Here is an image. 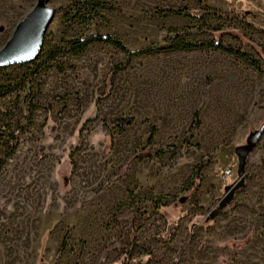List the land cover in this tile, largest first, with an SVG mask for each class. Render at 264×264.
<instances>
[{
    "label": "rangeland",
    "instance_id": "374dc122",
    "mask_svg": "<svg viewBox=\"0 0 264 264\" xmlns=\"http://www.w3.org/2000/svg\"><path fill=\"white\" fill-rule=\"evenodd\" d=\"M36 1L0 0V48ZM84 1L48 0L43 53L0 68V158L9 134L27 130L0 168V264H264V135L243 187L210 218L238 179L235 147L264 122V62L260 72L216 48L135 57L108 43L69 50L89 33L145 50L170 46L174 33L208 43L220 29L225 45L261 60L264 0H89L66 17ZM184 8L201 18L157 13ZM195 111L200 126L189 133ZM122 117L134 121L119 132L112 123ZM169 145L182 155L176 165L168 153L147 157ZM132 153L140 158L124 165ZM198 163L202 178L190 187Z\"/></svg>",
    "mask_w": 264,
    "mask_h": 264
},
{
    "label": "trees",
    "instance_id": "16d2710c",
    "mask_svg": "<svg viewBox=\"0 0 264 264\" xmlns=\"http://www.w3.org/2000/svg\"><path fill=\"white\" fill-rule=\"evenodd\" d=\"M89 0H85L84 2H78L75 4V8L73 12H67L65 15L66 17L69 18H73L74 16H76L77 14H79L81 12L82 7H84ZM94 1V0H93ZM102 4H100L99 1H95L93 3L92 9L95 12V15H100L98 10L101 9ZM158 14L163 15V16H173V15H185L188 16L190 18H201L200 16H198L196 14V12L191 11L187 8L184 9H166V10H158L157 11ZM212 35V41L208 42V43H204V42H186L183 41L181 38L184 35H190L193 34V32H187L185 34H180V33H174V36H172V43L170 44V46L166 47V48H149V49H145V50H132L130 48H128L125 44H123L120 40L112 37V36H103L99 33H89L85 36H81L77 39L72 40L69 43V50L74 51V54L79 55L82 54L86 47L89 45V43L91 42H98V43H108L113 45L114 47L120 49L126 56L128 57H135V56H139V55H143V54H150V53H154V52H162L165 50H194V49H200V48H216L218 50H222L227 54L233 55L237 58H239L240 60L250 64L251 66H253L256 70L262 72L263 71V65L261 64L260 61L264 62V54L260 53V58L261 60H256L254 59L251 55H249L248 53L242 51L241 49H236L230 46H227L223 43L222 39L224 35L229 34V32H221L220 29H216L215 31H211L210 32ZM46 47V44H43ZM43 50H40V54H42ZM53 56V55H52ZM49 59H52V57H49ZM25 64H29V63H25ZM22 64V65H25ZM126 67V64H116L114 65V67L110 70V74H109V79L110 82L108 84V88H111L112 86V79L113 76L123 70ZM209 82L206 81L203 87V93L206 92V89L208 87ZM29 106V114L24 116L25 119L30 120L31 116V111L38 106H41L40 104L36 103V104H28ZM134 119L133 117H122L119 119H116L113 123H112V127L118 129L119 132L124 131L127 127H129L130 125H132ZM200 126V119H199V113L198 111L194 112L193 115V119L192 122L189 126L188 132L192 133L197 127ZM102 129L104 131L108 132V128L107 125L104 124L102 126ZM26 127L22 126V125H18L8 136L9 141H8V146L4 151L3 154V158H0V168L2 167V165L5 163L6 159L10 158L14 153L15 150L17 148L18 145V138L17 135L21 134V133H25ZM156 134V129L154 127H152L149 137L147 138L146 141V147L145 149H149L150 151L153 150L154 148V136ZM183 145H185L188 149H198L199 148V144H192L187 138L184 139ZM170 154V160L172 162V165H176L180 160H181V153L180 151H178V148L174 145H169L164 149H159L155 152H153L152 154H148L147 157H149V159L151 161H155V162H159L161 161L162 157L166 154ZM134 158H140V154L138 153H132V155L125 161L124 165L128 164L131 159ZM73 162V161H72ZM204 168V164L203 163H198L193 171H192V175L191 177H189L185 184L190 186V187H194L198 186L200 184L201 181V171ZM106 184H104L105 186ZM70 237V229L68 230V232H66L64 238H63V244H65V242L67 241V239ZM61 249V248H60ZM131 251V250H130ZM130 251H124L122 250L121 253L122 254H130ZM60 253V251H59Z\"/></svg>",
    "mask_w": 264,
    "mask_h": 264
},
{
    "label": "water",
    "instance_id": "95a60500",
    "mask_svg": "<svg viewBox=\"0 0 264 264\" xmlns=\"http://www.w3.org/2000/svg\"><path fill=\"white\" fill-rule=\"evenodd\" d=\"M54 9L48 5V0H37L25 16L16 24L11 37L0 48V68L33 62L42 48L46 29L53 17ZM264 135V122L251 131L244 144L235 147L237 156L238 179L225 188L218 208L210 214L214 217L218 210L225 208L233 199L235 193L245 183L244 173L246 159L255 149Z\"/></svg>",
    "mask_w": 264,
    "mask_h": 264
}]
</instances>
